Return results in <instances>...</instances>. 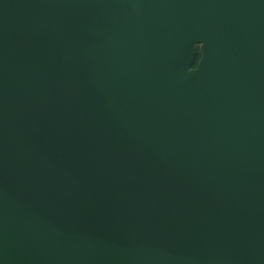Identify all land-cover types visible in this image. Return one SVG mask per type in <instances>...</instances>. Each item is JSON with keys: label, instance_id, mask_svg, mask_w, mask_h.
<instances>
[{"label": "water", "instance_id": "obj_1", "mask_svg": "<svg viewBox=\"0 0 264 264\" xmlns=\"http://www.w3.org/2000/svg\"><path fill=\"white\" fill-rule=\"evenodd\" d=\"M109 249L264 264V0H0V262Z\"/></svg>", "mask_w": 264, "mask_h": 264}, {"label": "rangeland", "instance_id": "obj_2", "mask_svg": "<svg viewBox=\"0 0 264 264\" xmlns=\"http://www.w3.org/2000/svg\"><path fill=\"white\" fill-rule=\"evenodd\" d=\"M105 253H107V254L102 255V259L105 261L104 264H113V262H112L113 260L111 259V257L113 256L112 250L109 249ZM0 264H1V262H0Z\"/></svg>", "mask_w": 264, "mask_h": 264}, {"label": "trees", "instance_id": "obj_3", "mask_svg": "<svg viewBox=\"0 0 264 264\" xmlns=\"http://www.w3.org/2000/svg\"><path fill=\"white\" fill-rule=\"evenodd\" d=\"M195 47H196L197 52H196L195 58H194V60H193V62L191 64V68H195L197 66V64H198V61L201 58V51L199 49L198 44H196Z\"/></svg>", "mask_w": 264, "mask_h": 264}]
</instances>
